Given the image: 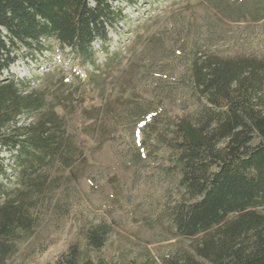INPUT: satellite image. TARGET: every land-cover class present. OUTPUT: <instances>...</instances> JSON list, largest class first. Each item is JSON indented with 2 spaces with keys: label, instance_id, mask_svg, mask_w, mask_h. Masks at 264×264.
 I'll use <instances>...</instances> for the list:
<instances>
[{
  "label": "trees",
  "instance_id": "obj_1",
  "mask_svg": "<svg viewBox=\"0 0 264 264\" xmlns=\"http://www.w3.org/2000/svg\"><path fill=\"white\" fill-rule=\"evenodd\" d=\"M121 1L128 0H0V154L6 150L12 157L4 165L0 155V175L7 178V166L15 171V186L0 182V264L37 225L33 208L59 178L50 170L76 169L75 162L85 160L55 107L66 108L69 98L84 103L87 88L99 85L96 52L106 50L108 27L123 17L121 5L114 4ZM230 1L224 14L215 8L232 19ZM51 42L71 49L86 71V64L93 66L86 78L75 75L57 102L48 98L47 87L3 75L21 49L42 52ZM187 54L189 85L203 99L192 114L154 113L139 98L120 99L118 112L110 102L99 108L111 116L114 131L118 123L138 126L143 148L135 150V162L155 157L161 168L180 174L184 198L167 212L176 234L192 242L163 256L162 264H264V57L203 54L192 47ZM108 231L106 223L92 226L87 244L100 248ZM54 264L106 263L72 245Z\"/></svg>",
  "mask_w": 264,
  "mask_h": 264
},
{
  "label": "rangeland",
  "instance_id": "obj_2",
  "mask_svg": "<svg viewBox=\"0 0 264 264\" xmlns=\"http://www.w3.org/2000/svg\"><path fill=\"white\" fill-rule=\"evenodd\" d=\"M230 2L232 19L223 15L225 0L114 2L123 8V17L108 27L106 50L96 52L99 85L87 88L84 103L69 98L64 100L66 108L55 107L85 160L75 162L76 169L50 170L51 176L59 177L57 186L39 199L33 208L37 225L15 242L5 264H54L72 245L82 256L106 264H162L163 256L189 249L192 239L176 234L167 212L184 198L179 172H167L155 157L135 162V150L143 148L138 143L140 129L118 123L114 131L111 116L99 107L110 102L118 112L120 99L139 98L154 113L189 115L203 101L188 81L190 47L203 54L264 57V0ZM85 67L93 71V66ZM87 71L71 49L51 42L42 52L21 49L3 75L9 72L34 87H47L48 98L57 102L67 95L75 75L86 78ZM84 108L92 114H84ZM0 155L3 164L10 165L9 152ZM6 173L0 182L15 186V171L7 166ZM101 223L109 231L104 244L92 248L85 238L87 230Z\"/></svg>",
  "mask_w": 264,
  "mask_h": 264
}]
</instances>
